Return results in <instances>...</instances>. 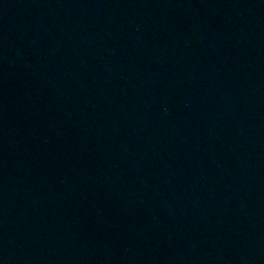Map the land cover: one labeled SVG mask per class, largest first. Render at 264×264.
I'll return each mask as SVG.
<instances>
[{
	"label": "water",
	"instance_id": "95a60500",
	"mask_svg": "<svg viewBox=\"0 0 264 264\" xmlns=\"http://www.w3.org/2000/svg\"><path fill=\"white\" fill-rule=\"evenodd\" d=\"M0 264H264V0H0Z\"/></svg>",
	"mask_w": 264,
	"mask_h": 264
}]
</instances>
